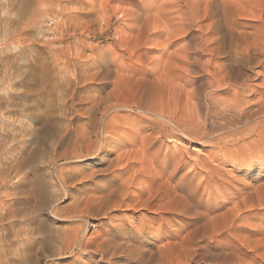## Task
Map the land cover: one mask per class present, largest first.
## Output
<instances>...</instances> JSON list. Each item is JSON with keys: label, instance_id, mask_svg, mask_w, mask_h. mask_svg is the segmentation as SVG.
Listing matches in <instances>:
<instances>
[{"label": "rangeland", "instance_id": "rangeland-1", "mask_svg": "<svg viewBox=\"0 0 264 264\" xmlns=\"http://www.w3.org/2000/svg\"><path fill=\"white\" fill-rule=\"evenodd\" d=\"M224 1L0 0V166L3 167L2 169L0 167V178H4L2 180L7 182L4 183L0 179V207L8 206L9 214L6 213L8 216L6 221L10 223L8 227V223L4 222L5 220L2 222L0 219V227L7 228L9 240H16L12 236L20 233V228L23 227L20 221L24 215L23 219L25 220L28 217L34 219L37 216L36 222H39L40 219L46 222V229H48L46 232H53L51 234L55 237L62 229L77 227L84 223L85 226L79 235L80 239L78 238L83 244L89 242L88 238L92 232L105 228L104 226H108V223H116L120 221V218L125 225L135 229L131 242L133 249L130 250H134L139 242L142 244V249H137L138 251L135 249L136 251L132 252L136 262V258L141 257V250L143 256H146V253L153 252L157 246L169 242V244H173V251L176 253H173V264H181V262L182 264H264V151L250 152L246 155L247 157L245 156L244 149L251 146L245 143L251 141L252 138L255 140L254 137L256 136L242 123L244 122L243 116L237 124H234L235 126H224L235 112L238 113L239 109L237 108H240L242 115L245 109L251 110L259 107L258 105H255L254 108L250 106L253 103L251 98L264 100V94L261 95V91L264 90V53L262 55L256 54L253 44L257 34H259L258 31L261 33L264 30V21L257 19L259 7L260 13L263 10L262 18H264V5H262L264 0H254L255 2H252L253 0H241L239 2L238 0H226L227 2L222 4ZM255 3L257 4L255 5ZM259 3L261 4L259 5ZM196 5L198 6L196 7ZM205 6L211 9L209 10ZM235 13L237 14L235 15ZM190 14L194 17H190ZM180 17H182L183 22H181ZM231 17L232 20L236 19L233 20V23ZM227 22H231L232 25L231 23L228 25ZM259 23H262V26ZM256 29L257 33L254 34ZM154 31L155 33H153ZM252 32L254 36L251 34ZM235 38L240 42L236 41ZM242 38L245 39L242 40ZM216 43L219 49L214 46ZM236 44H239V48H242L243 44L246 45H243V48L248 50L245 52L248 55H244L243 59L256 57L260 61V65H255L254 62L253 65L245 63L246 66L242 65L241 70L238 69L240 72L234 69V75H230V70L225 66L236 64L237 57H239V55L237 56L239 54L238 48L234 49ZM248 44L251 48L250 46L248 48ZM220 66H222L221 69ZM252 67L254 68L252 69ZM216 69L218 73L214 75V82L210 85L208 75L217 72ZM242 71L245 75H241ZM219 76L226 77L227 81L226 78H223L226 83H222L223 79ZM238 80H240L239 86H237ZM216 82H221V84H216ZM222 85L224 88L221 87ZM228 85V90L234 89L232 90L234 93L235 90L236 92L239 91V96L249 99L251 104L248 106L244 104V109L243 104L240 103V107H236L235 111L232 110V112L230 108H234L236 105L234 93L225 91ZM231 86L236 87L230 88ZM252 89H255V95H253ZM215 90L218 92L216 93ZM230 101L233 105L231 103L229 105ZM223 102L228 103V107ZM221 104L222 107H220ZM87 112L96 126L92 127L94 130H91L90 127L91 140H94L93 148L97 149L103 141L107 153L103 152L95 157H87L81 160H58L55 156H59L60 151L64 150L63 148L71 147V141L67 139L66 135H62V137L64 136L62 142H56L60 132H62L60 128L62 125L64 126L63 123L71 122L72 126L77 127L81 124L84 127L88 121ZM159 113L164 116L159 117ZM167 116L173 118V124L166 121ZM187 116L190 117L187 118ZM66 119L68 120L66 121ZM177 122L181 124L179 126L181 128L191 127V135L196 137L194 139L184 137L175 125ZM186 123L187 126H184ZM58 124L61 125L60 131ZM45 125L48 126L49 130L48 135L46 134L42 139L45 140L44 144L42 140L40 142L35 141V137L38 134L42 135L39 131L42 133ZM117 125L118 127H116ZM193 126L196 130L192 128ZM220 126L226 127V129ZM234 131L238 136L230 134ZM142 139L149 143L141 141ZM117 140L119 141L117 142ZM130 141L131 143H129ZM150 143H152L151 147L149 146ZM121 144L124 147L121 146L122 149L137 154L133 156L130 153L134 158L132 160H137L135 161L137 165L135 164L134 167L132 165L133 169L126 167L127 161L125 167L128 169L122 166L124 165L123 162H120L121 166L119 164V167L115 165L117 168L113 169L115 170L113 172L120 174L118 177L121 178L124 175L122 178H125L133 170L139 169L138 171H141L144 169L142 171L146 172L147 170V175H154L155 172L156 174L161 172L164 174L161 173V180L153 182L150 188L161 186V184L165 185L166 181L163 180H166L169 174L174 176L170 181V186L177 185L180 187L182 185L184 187L186 185L184 191L176 192L178 198L175 197L179 200L173 198L176 199L172 202L173 209L175 208L173 214L170 215V209L164 210V208L169 207L167 202L170 199V197L164 196L160 198L161 200L151 203V207L137 205L135 209H127L122 206L112 212L110 211L106 217L74 220L73 225H70L69 221L54 215L51 212L52 205L55 204L60 209H66L71 200L70 196L74 194L83 195L86 190L89 191V188H93L94 184L101 186L105 183L108 177H106V172L102 170L108 166L111 158L116 155L114 150H117ZM95 145L96 147H94ZM43 146L44 148H42ZM142 147L146 152H143ZM30 148L36 149L35 151L38 153L34 152L33 149L29 150ZM56 148L58 149L56 150ZM152 148H156L157 151L151 150ZM28 150L30 151L29 154ZM152 151H155L156 154L153 153L154 155H152ZM235 151L238 153L235 154ZM142 152L148 154L147 156L152 155L151 164L150 157H148L149 163L141 164L138 162L143 158ZM173 154L180 159V162H176L177 159L172 158ZM241 156H244L245 159ZM36 159L40 162H37ZM162 160L164 161L159 162ZM20 163H23L22 166ZM168 163L169 165H167ZM10 164L13 165L10 166ZM152 164L153 167H150ZM155 165L160 167L157 166V168ZM15 166L17 167L13 170ZM61 167H64L63 170L65 171H70H67V174L73 173L70 174L69 179H72L68 180L69 185L67 184L68 195H64V189L56 177ZM173 168L177 171L175 172ZM151 169L154 170L151 171ZM2 172L5 177L1 175ZM142 177L144 176L138 175L136 177L135 182L140 183L138 186L134 185L135 188L140 187L141 183V186L146 185L143 183L145 178ZM10 178L12 180H9ZM40 182L44 183V187L47 186L46 189L42 186L44 188L42 191L46 193L44 194L45 197H48L46 198L48 206L45 203L46 208L41 209L43 211L37 209L38 204H36L39 202L38 184ZM43 183L40 184L43 185ZM154 184L156 185L154 186ZM10 192L11 195L9 196ZM54 192L59 195L63 194V196L52 203V200L55 199L52 195ZM182 192L188 196L191 194L193 198H185L186 196ZM182 195L188 202L182 198ZM144 198L140 203L144 201ZM26 199L27 201H25ZM202 202H206V204L208 202L209 205L205 204L204 206ZM179 204L182 205L176 207ZM202 205L203 207H201ZM207 207L209 210L206 209ZM173 209L171 210L173 211ZM234 211L237 212L236 215ZM11 212H15L18 216ZM199 212H201V217L198 218L197 213ZM229 212L234 216H231L232 214L230 215ZM206 213L209 216L206 217ZM27 215L29 216L27 217ZM18 218L20 219L18 220ZM135 227L142 229L140 235ZM10 230L12 231L9 233ZM10 234L12 235L10 236ZM158 235L162 237L161 241L157 238L160 237ZM43 236L44 234H40V237ZM58 245L57 240L51 243L54 248ZM91 247L93 246L87 248H90V251L86 249L87 252H85L76 246L72 248L70 253H67L68 256L55 257L48 261L51 264H72L73 261H75L73 264H110L106 260L100 259ZM43 253L40 250L36 254L39 256V264H46L47 262V258L42 256ZM153 256L151 264L156 262L154 258L156 259L157 256ZM114 261L113 264H134V262L130 263L124 258L114 259ZM20 264L28 263L23 261Z\"/></svg>", "mask_w": 264, "mask_h": 264}, {"label": "bare ground", "instance_id": "bare-ground-1", "mask_svg": "<svg viewBox=\"0 0 264 264\" xmlns=\"http://www.w3.org/2000/svg\"><path fill=\"white\" fill-rule=\"evenodd\" d=\"M223 1V0H222ZM226 1V0H225ZM222 2V4L223 3H226V2ZM239 1H241V0H238V2ZM229 2V1H228ZM235 2V1H234ZM252 2H255L254 0L252 1ZM259 2H261V1H259ZM235 3H237V1L235 2ZM250 3V2H249ZM192 4V3H191ZM220 4V3H219ZM230 4V3H229ZM228 4V5H229ZM246 4H247V2H246ZM257 3H255V5H256ZM261 3H259V5H260ZM190 5V4H189ZM218 5V4H217ZM225 5H227V4H225ZM236 5V4H235ZM234 5V6H235ZM262 5H264L263 3H262ZM198 5H196V7H197ZM206 6H207V4H206ZM205 6V7H206ZM208 6H209V4H208ZM237 6V5H236ZM250 6H251V4H250ZM258 6V5H257ZM190 7V6H189ZM220 7H221V5H220ZM228 8H230L229 6H227ZM226 7V8H227ZM179 8V7H178ZM193 8V7H192ZM206 8H208V7H206ZM225 8V7H224ZM255 8H256V6H255ZM263 8H264V6H263ZM209 9V8H208ZM211 9V8H210ZM209 9V10H210ZM220 9V8H219ZM262 9V8H261ZM206 10V9H205ZM215 10V9H214ZM221 10H222V8H221ZM225 11H226V9H224ZM224 10H223V13H224ZM228 10V9H227ZM234 10H237V9H234ZM257 10V9H256ZM187 11V10H186ZM186 11H185V13H186ZM188 11H190V10H188ZM197 11V10H196ZM195 11V12H196ZM208 11V10H207ZM229 11V10H228ZM227 11V12H228ZM231 11V10H230ZM241 11V10H240ZM260 7H259V9L257 10V19H258V21H264V18H262V16H263V10H262V12L260 13ZM198 12V11H197ZM226 12V13H227ZM184 12H183V15L185 14ZM206 13V12H205ZM219 13V12H218ZM220 13H222V12H220ZM232 13V12H231ZM238 13V12H237ZM237 13H235V15L237 14ZM187 14H188V16H189V13L187 12ZM186 14V15H187ZM197 14V13H196ZM228 14V13H227ZM241 14V13H240ZM243 15H244V13H242ZM180 15H182V14H180ZM182 15V16H183ZM211 15V14H210ZM217 15V14H216ZM216 15H214V16H216ZM224 15V14H223ZM233 15V14H232ZM254 15H255V12H254ZM187 16V17H188ZM222 16V15H221ZM221 16H219V17H221ZM228 16H229V14H228ZM187 17H185V18H187ZM190 17H194V16H191V14H190ZM213 17V16H212ZM252 17H254V16H252ZM182 17H180V20H181V22H183V20L181 19ZM185 18H183L184 20H185ZM189 18V17H188ZM217 18V17H216ZM224 18V17H223ZM191 19V18H190ZM189 20V19H188ZM188 20H187V22H188ZM193 20V19H192ZM217 20V19H216ZM224 20V22H225V19H223ZM223 20H222V22H223ZM231 20H232V17H231ZM233 20H236L235 18L233 19ZM233 20H232V23H233ZM186 22V23H187ZM189 23V22H188ZM228 23V25L231 23H229V22H227ZM232 23H231V25H232ZM219 24V23H218ZM260 24V23H259ZM262 24V23H261ZM260 24V25H261ZM264 24V23H263ZM158 25V24H157ZM227 25V24H226ZM218 26V25H217ZM262 26V25H261ZM216 27V26H215ZM226 27V26H225ZM257 28H259V27H257ZM160 29V28H159ZM215 29V28H214ZM219 29V28H218ZM221 29V28H220ZM264 29V28H263ZM217 30V29H216ZM157 32V31H156ZM161 32V31H160ZM235 32V31H234ZM152 33V32H151ZM153 33H155V31L153 32ZM212 33H213V31H212ZM216 33H218V32H216ZM238 33H239V31H238ZM257 33V29H256V32L254 33V34H256ZM258 33L259 34H257V37H256V39H254L255 41H253L254 43V50H255V52H256V54H258V55H262V53H264V30L263 31H261V33H260V31H258ZM157 34V33H156ZM245 34V33H244ZM244 34H243V37H244ZM253 36H254V34H253V32L251 33ZM239 35V34H238ZM237 35V36H238ZM240 35H241V33H240ZM248 35V34H247ZM236 36V37H237ZM232 38V37H231ZM230 38V39H231ZM241 38V37H240ZM239 38V39H240ZM254 38V37H253ZM236 39V41H238L237 40V38H235ZM245 39V38H244ZM243 38H242V40H244ZM251 39V38H250ZM247 40H248V38H247ZM253 40V39H252ZM164 41V40H163ZM218 41V40H217ZM219 42V41H218ZM233 42H235V41H233ZM232 42V43H233ZM238 42H240V41H238ZM246 42V41H245ZM244 42V43H245ZM249 42V41H248ZM213 43V42H212ZM215 43V42H214ZM220 43V42H219ZM235 43H237V42H235ZM234 44V43H233ZM247 44V43H246ZM210 45V44H209ZM212 45V44H211ZM216 45H217V43H216ZM216 45H214L215 47H217L218 48V45L216 46ZM222 45V44H221ZM224 45V44H223ZM242 45V44H241ZM244 45V44H243ZM242 45V48H239L240 46H239V44H236V48H234V49H237L238 48V53L239 54H237V56L239 55V57H237V60H236V64L235 65H231V64H229V65H227V66H225V67H227L229 70H230V75H234V73H233V71H234V69H235V71H236V69L238 70V69H240V67H242V65H245L246 66V64L245 63H247V64H252L253 62H254V64L255 65H258L259 63H260V61L259 60H257V58L255 57H251V58H246V59H243L242 57L244 56V55H248L247 53L245 54V52L246 51H248V50H245V48H243L244 46H246V45H244L243 46ZM250 45H251V42H250ZM249 44H248V48H249V46H250ZM202 46V45H201ZM200 46V47H201ZM205 47V46H204ZM210 47V46H209ZM230 47H231V45H230ZM196 48V47H195ZM194 48V49H195ZM199 48V47H198ZM206 48V47H205ZM247 48V47H246ZM247 48V49H248ZM250 48H251V46H250ZM210 49V48H209ZM208 49V50H209ZM216 49V48H215ZM219 49V48H218ZM253 49V48H252ZM252 49H251V51H252ZM211 50V49H210ZM217 50V49H216ZM233 50V49H232ZM250 50V49H249ZM202 51V50H201ZM230 51H231V49H230ZM229 51V52H230ZM234 51V50H233ZM197 52V51H196ZM199 52V51H198ZM206 52H207V49H206ZM212 52H213V48H212ZM215 52V51H214ZM236 52V51H235ZM233 53V52H232ZM210 54H212V53H210ZM231 54V53H230ZM234 54V53H233ZM252 55L254 54V53H251ZM228 55V54H227ZM235 55V54H234ZM264 55V54H263ZM211 56V55H210ZM229 56V55H228ZM249 56H250V54H249ZM166 57V56H165ZM245 57V56H244ZM234 58H235V56H234ZM239 58V59H238ZM111 60V59H110ZM229 60V59H228ZM193 63V62H192ZM191 63V64H192ZM226 64V63H225ZM221 65V64H220ZM224 65V64H223ZM222 65V66H223ZM253 65V64H252ZM254 65V66H255ZM260 65V64H259ZM206 66V65H205ZM222 66H220V69H221V67ZM248 66H250V65H248ZM215 67H218V66H215ZM256 67V66H255ZM198 68V67H197ZM245 68V67H244ZM254 67H252V69H253ZM198 69H200V68H198ZM205 69V68H204ZM218 69V68H217ZM216 69V70H217ZM202 70V69H201ZM200 70V71H201ZM214 70H215V68H214ZM219 70V69H218ZM218 70H217V72H212V73H210L209 75H208V73H207V75L209 76V78H210V81L208 82L210 85H212L213 84V82H214V75L215 74H217L218 73ZM241 70V69H240ZM97 71V70H96ZM239 71V70H238ZM240 72V71H239ZM243 72V71H242ZM241 72V73H242ZM224 74H226L225 72H223ZM223 74V75H224ZM237 74V73H236ZM235 74V75H236ZM220 75V74H219ZM241 75H245V73L243 72ZM208 76L206 77L207 79H208ZM222 76V75H221ZM221 76H219L220 78H222ZM238 76H240L239 74H238ZM238 76H237V78H238ZM195 77V76H194ZM224 78V77H223ZM222 78V79H223ZM226 78V77H225ZM224 78V79H225ZM231 78V77H230ZM232 78H233V76H232ZM236 77H235V79H237ZM240 78H242V77H240ZM163 79V78H162ZM218 79V78H217ZM221 79V80H222ZM219 80V81H221L222 83L225 81V80ZM244 79V78H243ZM229 80V79H228ZM233 80V79H232ZM242 80V79H241ZM245 80H248V79H246L245 78ZM156 81V80H155ZM216 81H218V80H216ZM226 81H227V78H226ZM239 81L240 80H238V85L237 86H239ZM221 82L220 83H218V82H216V84H221ZM234 82H235V80H234ZM224 83H226V82H224ZM231 83V82H230ZM233 83V82H232ZM241 83V82H240ZM207 84V83H206ZM215 84V85H216ZM228 84V83H227ZM237 84V83H236ZM247 84V83H246ZM226 85V84H225ZM235 85V84H234ZM233 85V86H234ZM245 85V84H244ZM209 86V85H208ZM224 85H222L221 87H223ZM233 86H231L230 88H232ZM248 86V85H247ZM215 87V86H214ZM214 87H213V89H214ZM236 87V86H235ZM235 87H233V88H235ZM249 87H251V86H249ZM219 88H220V85H219ZM218 88V89H219ZM224 88V87H223ZM228 88H229V85H228V87L227 88H225V91H229V92H231L232 90H234V89H232L231 91L230 90H228ZM244 88H246V87H244ZM263 88H264V86H263ZM241 89V88H240ZM247 89V88H246ZM249 89V88H248ZM212 90V89H211ZM253 90V89H252ZM255 90V89H254ZM254 90L252 91V93L254 92ZM259 90V89H258ZM219 91H221V90H219ZM245 91V90H244ZM125 92V91H124ZM213 92V91H212ZM215 92H216V90H215ZM214 92V93H215ZM218 92V91H217ZM216 92V93H217ZM233 93H234V91H232ZM231 92V93H232ZM239 91H237L236 92V90H235V93H234V103H235V107L234 108H230V110L232 111V110H234L235 111V109H236V107H240V103H242L243 104V108L245 109V105L247 104V106H248V104L250 105L251 103V101L249 100V99H245V97L243 96V97H241V96H239V93H238ZM248 92V91H247ZM210 93V92H209ZM224 93V92H223ZM226 93V92H225ZM232 93V94H233ZM211 94V93H210ZM209 94V95H210ZM247 94V93H246ZM263 94H264V90H262L261 91V95L263 96ZM94 95V94H93ZM241 95H243L242 93H241ZM253 95H255V92H254V94ZM258 95V94H257ZM91 96V95H90ZM231 98H233V97H231ZM230 98V99H231ZM251 98V97H250ZM258 97L256 96V99H257ZM259 98H261V97H259ZM205 99V98H204ZM60 100V99H59ZM233 100V99H232ZM251 100L253 101V103L250 105V106H253V108L255 107V105H258L259 107L258 108H256V109H251V110H248V109H245V111H244V113L241 115V111H240V108H237V109H239L238 110V113H236L235 112V114L234 115H232V117H230V119L228 120V122H227V124L226 125H224V126H228V125H233V126H235L234 124H237V122H239L238 120L241 118V116H243L244 118V122H242V123H244L245 125H246V127H247V129L249 130V131H252L253 132V134H254V136H256V137H254L255 138V140L252 138V140L251 141H249L248 143H245L246 145L248 144V145H251V146H249V148L247 149V147H246V149H244L245 150V152H246V154H245V156L248 154V153H250V152H254V151H259V150H262V151H264V100L263 99H257V100H254V99H252L251 98ZM209 102H211V101H209ZM213 102V101H212ZM224 103V105H226L227 106V104H225V102H223ZM230 103H231V101L229 102V105H230ZM71 104V103H70ZM74 104V103H73ZM214 104V103H213ZM219 104V103H218ZM232 105H233V103H231ZM238 104H239V106H238ZM245 104V105H244ZM231 105V106H232ZM210 106V105H209ZM213 106V105H212ZM215 106V105H214ZM213 106V107H214ZM218 106V105H217ZM226 106H224V107H226ZM220 107H222V104L220 105ZM219 107V108H220ZM228 107V106H227ZM219 108H217V109H219ZM246 108H248V107H246ZM250 108V107H249ZM252 108V107H251ZM92 109V108H91ZM211 109V108H210ZM225 109V108H224ZM208 110V109H207ZM212 110V109H211ZM221 110V109H220ZM219 110V111H220ZM229 109H228V111H230ZM92 111V110H91ZM139 111V110H138ZM214 111V110H213ZM216 111V110H215ZM85 112H86V110H85ZM217 112V111H216ZM221 112V111H220ZM222 112H225V111H222ZM233 112V111H232ZM241 112V113H240ZM89 113H90V111H89ZM218 113V112H217ZM160 114V116L159 117H163L164 115L163 114H161V113H159ZM188 114V113H187ZM187 114H185V115H187ZM210 114V113H209ZM213 114V113H212ZM216 114V113H215ZM214 114V115H215ZM224 114H228V113H224ZM223 114V115H224ZM190 115V114H189ZM87 116H88V112H87ZM92 116V115H91ZM184 116V115H183ZM225 116V115H224ZM7 117V116H6ZM190 117V116H189ZM188 116H187V118H189ZM81 118V117H80ZM165 118V117H164ZM179 119H180V117H178ZM181 118H183V117H181ZM226 118H227V116H226ZM54 119V118H53ZM74 119V118H73ZM76 119V118H75ZM78 119H79V117H78ZM173 119V118H172ZM172 119H171V117H169V116H167V120L166 121H168V122H170L171 124H173L172 122L174 121H172ZM47 120V119H46ZM68 119H66V121H67ZM87 122L84 124L85 126L83 127V126H81V124L80 123H78V124H80V125H78L79 126V128H78V126L77 127H75V126H72L71 125V122H65V123H63L64 124V126L62 125V127L60 128V124H58L59 125V127H58V130H59V128H60V130L62 131V132H60L61 134H59V136H58V138L56 139L55 137V139H56V142L57 143H60V142H62L63 140H64V136L62 137V135H66L67 136V139L68 140H70L71 141V147H69V148H63L64 150L61 152L60 151V153H59V156H55V158L57 157L58 158V160H72V159H74V160H81V159H83V158H87V157H95V156H97L98 154H100V153H103V152H106L107 153V149L104 147V142L103 141H101V143H100V146L99 147H97V149H94L93 148V144H94V140H91V137L92 136H90V134H91V130H94V128H92L93 126H95V123L93 122V120H92V117H90V116H88L87 117ZM165 120V119H164ZM176 120V119H175ZM178 120V119H177ZM183 120V119H182ZM182 120H180V121H182ZM242 120V119H241ZM187 121V120H186ZM50 122V121H49ZM85 122V121H84ZM96 122V121H95ZM176 122V121H175ZM191 122V121H190ZM241 122V121H240ZM48 123V122H47ZM47 123H45V124H47ZM52 123V122H51ZM82 123V122H81ZM133 123V122H132ZM49 125H50V123H48ZM76 124V123H75ZM183 124V123H182ZM190 124V123H189ZM188 124V125H189ZM193 124V123H192ZM52 125V124H51ZM54 125V124H53ZM74 125V124H73ZM87 125H88V127H87ZM116 125V124H115ZM175 125L180 129V132H181V134L184 136V137H189V138H195L196 136L195 135H191V127L189 128H187V127H183V128H181V127H179L181 124H178V122L177 123H175ZM43 126V125H42ZM80 126H81V128H80ZM184 126H187V123H186V125H184ZM192 126V125H191ZM223 126V125H222ZM230 126V127H231ZM237 126V125H236ZM53 127V126H52ZM92 129H91V128ZM96 127V126H95ZM116 127H118V125L116 126ZM221 127V126H220ZM229 127V126H228ZM193 129H195L194 128V126L192 127ZM221 128H224V129H226V127H221ZM237 128V127H236ZM40 129V128H39ZM91 129V130H90ZM104 129V128H103ZM229 129V128H228ZM232 129V128H231ZM244 129V128H243ZM41 130V129H40ZM48 130H49V128H48V126L47 125H45L44 127H43V129H42V133H41V131H39L40 132V134H42L41 136L38 134L37 135V137H35L36 138V140L35 141H37V142H40L44 137H45V135L48 133ZM51 130V129H50ZM59 130V131H60ZM196 130V129H195ZM219 130V129H218ZM222 130V129H221ZM236 130V129H235ZM245 130H246V128H245ZM38 131V130H37ZM58 131V132H59ZM237 131V130H236ZM241 131H242V129H241ZM38 132V133H39ZM52 132V131H51ZM50 132V133H51ZM57 132V131H56ZM96 132V131H95ZM94 132V133H95ZM112 132H113V130H112ZM115 132H117V131H115ZM223 132V131H222ZM35 133H37L36 131H35ZM49 133V134H50ZM53 133V132H52ZM55 133V132H54ZM118 133V132H117ZM116 133V134H117ZM235 133V134H234ZM238 133V132H237ZM240 133H242L243 134V132H240ZM245 133V132H244ZM44 134V135H43ZM114 134V133H113ZM230 134H233V135H237L236 134V132L234 131L233 133H231L230 132ZM48 135V134H47ZM126 135V134H125ZM50 136V135H49ZM52 136V135H51ZM50 136V137H51ZM117 136H118V134H117ZM230 136V135H229ZM228 136V137H229ZM238 136V135H237ZM110 137V136H109ZM113 137V136H112ZM116 137V136H115ZM135 137H136V135H135ZM163 137V136H162ZM246 137V136H245ZM40 138V139H39ZM54 138H53V140H54ZM66 138V137H65ZM107 138V137H106ZM111 138V137H110ZM133 139H134V137H132ZM156 138V137H155ZM230 138V137H229ZM66 139V140H67ZM109 139V138H108ZM118 139V138H117ZM135 139H137V138H135ZM209 139V138H208ZM231 139V138H230ZM52 140V141H53ZM123 140V139H122ZM128 140H130V139H128ZM109 141V140H108ZM110 141H112V140H110ZM115 141H116V139H115ZM119 140H117V142H118ZM131 141H132V139H131ZM131 141L129 142V143H131ZM141 141H145V143H149V142H146V140H141ZM159 141V140H158ZM219 141H221V140H219ZM254 141H256V142H254ZM36 142V143H37ZM42 142H44V144H45V140L43 141L42 140ZM41 142V143H42ZM65 142V141H64ZM63 142V143H64ZM116 142V143H117ZM121 142V141H120ZM125 142V141H124ZM134 142V141H133ZM136 142V141H135ZM152 142H154V141H152ZM157 142V141H156ZM155 142V143H156ZM32 143V142H31ZM67 143V142H66ZM70 143V142H69ZM106 143H107V141H106ZM105 143V144H106ZM110 143V142H109ZM115 143V142H114ZM126 143V142H125ZM144 143V142H143ZM47 144V143H46ZM123 144V143H122ZM122 144L119 146V148H117V150H114L115 151V153L114 154H116L115 156H113V158H111V160H110V163L108 164V166L104 169V170H102V171H104V172H106V174H107V176L106 177H108L107 179H106V181H105V183H103L101 186L100 185H96V184H94V186H93V188H89V191H87L86 190V192H84V194L83 195H76V194H72L73 196H70L71 197V200H70V202L68 203V207H66V209H60L57 205H52L51 206V212L54 214V215H56L57 217H59V218H62V219H65L66 221H69L70 222V225H73L74 223H73V221L74 220H87L88 218H97V217H106L108 214H109V212L111 211H113L114 209H116V208H121L122 206H123V208H129V209H135L136 207H137V205H140V206H142V207H151V203H153L154 201H159V199L160 198H163L164 196H166V198L167 197H170V199H168L169 200V202H167L168 204H169V207L168 208H164V210H167V209H170L169 210V212H170V215H172L173 214V212L175 211L174 209H173V206H172V202H174L173 200H176L178 197V195L176 196V192H178V191H184L183 189L185 188V186L184 187H182V185L179 187H177V185L176 186H174V185H172V186H170L171 185V179L174 177V176H172L173 174H169L168 176H167V179L166 180H163V181H166L165 183L167 184H165V185H162L161 184V186H158V187H151L150 188V185L151 184H153V182H157L159 179L161 180V173H157L156 174V172L154 173V175H147L146 174V172H147V170H146V172H143L144 171V169H141V171H138L139 169H136V170H133V172H130V175L128 176V177H125V178H122V176H124V175H122L121 176V178L120 177H118V175H120V174H114V172H115V170H113V169H115V168H117V166L115 167V165H118V167H119V164H120V162H123V164L124 165H122V166H124L125 167V162L127 161V163H126V167H131L132 165H133V167L135 166V164L137 165V162H135V161H137V160H135V161H133L134 160V158H132V155L134 156L136 153L135 152H131L130 151V153H132V155L129 153V151H127V150H124V149H122V148H124L123 146H122ZM151 144L152 143H150V147H151ZM10 145V144H9ZM61 145V144H60ZM146 145V144H145ZM153 145H154V143H153ZM226 145V144H225ZM34 146V145H33ZM38 146V145H37ZM40 146V145H39ZM45 146V145H44ZM44 146L42 147V148H44ZM53 146V145H52ZM55 146H58V145H55ZM63 146H65V145H63ZM108 146H110V145H108ZM121 146H122V148H121ZM147 146V145H146ZM25 147V146H24ZM54 147V146H53ZM66 147V146H65ZM94 147H96V145L94 146ZM145 147V146H144ZM225 147V146H224ZM227 147V146H226ZM240 147V146H239ZM245 147V146H244ZM243 147V148H244ZM26 148V147H25ZM34 148V147H33ZM32 148V149H33ZM37 148V147H36ZM58 148H60V147H58ZM58 148H56V150L58 149ZM116 148V147H115ZM114 148V149H115ZM149 148V147H148ZM160 148V147H159ZM242 148V149H243ZM21 149V148H20ZM28 149V148H27ZM26 149V150H27ZM31 148L29 149V150H32ZM41 149V148H40ZM48 149V148H47ZM62 149V148H61ZM142 149H143V152L145 151L144 150V148L142 147ZM141 149V150H142ZM157 149H158V147H157ZM157 149L155 148V149H151V150H155V151H157ZM234 149H236V148H234ZM25 150V149H24ZM28 150V154H29V151ZM34 150V149H33ZM36 150V149H35ZM34 150V152H36ZM44 150H46V149H44ZM237 150H238V148H237ZM21 151H23L22 149H21ZM39 151V150H38ZM53 151H55L54 149H53ZM113 151V150H112ZM116 151H117V153H116ZM155 151L153 152H151V154L152 155H154V154H156L155 153ZM261 151V152H262ZM41 152H43L42 151V149H41ZM111 152V151H110ZM142 152V153H143ZM146 152V151H145ZM160 152V151H159ZM223 152V151H222ZM224 152L226 153V150H224ZM236 152L237 151H235L234 153L236 154ZM239 152H240V150H239ZM242 152H244V151H242ZM22 153H24V152H22ZM36 153H38V152H36ZM46 153V152H45ZM134 153V154H133ZM142 153H141V155H142ZM154 153V154H153ZM238 153V152H237ZM258 153V152H257ZM263 153V152H262ZM27 154V153H26ZM26 154H25V156H26ZM31 154V153H30ZM33 154H35V153H33ZM91 154V155H90ZM111 154V153H110ZM138 154H139V152H138ZM150 154V155H151ZM158 154H160V153H158ZM241 154V153H240ZM40 155V154H39ZM43 155H44V153H43ZM42 155V156H43ZM105 155V154H104ZM109 155V154H108ZM137 155V154H136ZM148 155V154H147ZM146 155V153H143V158L141 159V161L140 160H138V162L139 163H141V164H143V163H149L148 162V157H150V164H151V156H147ZM264 155V154H263ZM27 156H29V155H27ZM33 156V155H32ZM102 156V155H101ZM166 156V155H165ZM170 156H172V155H170ZM238 156V155H237ZM240 156V155H239ZM249 156V155H248ZM259 156V155H258ZM24 157V156H23ZM30 157V156H29ZM45 157V156H44ZM138 157V156H137ZM142 157V156H141ZM155 157H156V155H155ZM154 157V159H156ZM158 157H159V155H158ZM166 157H169V156H166ZM217 157V156H216ZM236 157V156H235ZM241 157H243L244 158V156H241ZM241 157H239V158H241ZM247 157V156H246ZM261 157H263V156H261ZM136 158V157H135ZM147 158V159H146ZM171 158V157H170ZM173 159H175L176 158V156L173 154V157H172ZM238 158V157H237ZM236 158V159H237ZM13 159V158H12ZM11 159V160H12ZM22 160H23V158H21ZM20 159V160H21ZM28 159V158H27ZM41 159V158H40ZM133 159V160H132ZM138 159V158H137ZM153 159V158H152ZM177 159V160H176ZM175 160H176V162H180V159L179 158H176ZM182 159H183V157H182ZM216 159V158H215ZM242 159V158H241ZM245 159V158H244ZM247 159V158H246ZM249 159V158H248ZM5 160V159H4ZM25 160V159H24ZM29 160V159H28ZM27 160V161H28ZM55 160V159H54ZM125 160V161H124ZM130 160H132V162H130ZM158 160V159H157ZM166 160V159H165ZM168 160V159H167ZM166 160V161H167ZM175 160H172V161H175ZM14 161V160H13ZM30 161V160H29ZM36 161H37V159H36ZM39 161V160H38ZM37 161V162H38ZM109 161V160H108ZM156 161V160H155ZM164 160H162V161H159V162H163ZM183 161V160H182ZM199 161V160H198ZM5 162V161H4ZM7 162V161H6ZM12 162V161H11ZM17 162V161H16ZM21 162V161H20ZM40 162V161H39ZM57 162V161H56ZM175 162V163H176ZM13 163V162H12ZM24 163H27V162H24ZM153 163V162H152ZM157 163V162H156ZM165 163V162H164ZM164 163H161V164H164ZM171 163V162H170ZM182 163V162H181ZM196 163V162H195ZM198 163V162H197ZM196 163V164H197ZM2 164V163H1ZM3 164H5V163H3ZM18 164V163H17ZM21 164V163H20ZM23 164V163H22ZM22 164H21V166H22ZM155 164V163H154ZM160 164V163H159ZM173 164H174V162H173ZM184 164V163H183ZM13 165V164H12ZM11 164H10V166H12ZM16 165V164H15ZM29 165V164H28ZM37 165V164H36ZM145 165V164H144ZM147 165V164H146ZM149 165V164H148ZM167 165H169V163L167 164ZM172 165V164H171ZM176 165V164H175ZM179 165V164H178ZM199 165V164H198ZM20 166V165H19ZM19 166H18V168H19ZM26 166V165H25ZM33 166H34V163H33ZM120 166H121V164H120ZM156 166V165H155ZM158 166V165H157ZM156 166V167H157ZM162 167H164L163 165H161ZM174 166V165H173ZM173 166H170V167H173ZM196 166V165H195ZM1 167V166H0ZM17 166H15L14 168H13V170L16 168ZM24 167V166H23ZM22 167V168H23ZM28 167V166H27ZM36 167V166H35ZM34 167V168H35ZM114 167V168H113ZM125 167V169H128V168H126ZM133 167H131L132 169H133ZM150 167H153V164H152V166L150 165ZM158 167H160V166H158ZM157 167V168H158ZM161 167V168H162ZM169 167V166H168ZM175 167V166H174ZM177 167H179V166H177ZM181 167V166H180ZM3 167H1V169H2ZM8 168H9V165H8ZM11 168V167H10ZM21 168V169H22ZM30 168V167H29ZM32 168V167H31ZM63 168L64 167H61L58 171L59 172H57V180H58V182H60V184H61V186L63 187V191L65 192V194L64 195H68V193L69 192H67L68 191V189H67V186L69 185L68 184V180H71V179H69L70 178V176L73 174V173H69V174H67V171H65V170H63ZM165 168V167H164ZM167 168V167H166ZM216 168V167H215ZM6 169H7V166H6ZM65 169V168H64ZM131 169V170H132ZM171 169V168H170ZM174 169V168H173ZM180 169V168H179ZM217 169V168H216ZM11 170V169H10ZM18 170V169H17ZM23 170V169H22ZM143 170V171H142ZM148 170H150V169H148ZM154 169H151V171H153ZM156 170V169H155ZM159 170H161V169H159ZM162 170H163V168H162ZM3 171V170H2ZM6 171V170H5ZM16 171V170H15ZM20 171V170H19ZM25 171V170H24ZM114 171V172H113ZM121 171V170H120ZM119 171V172H120ZM150 171V172H151ZM166 171H167V169H166ZM174 171H175V169H174ZM177 171V170H176ZM175 171V172H176ZM4 172V171H3ZM3 172H2V174L1 175H3ZM7 172H8V169H7ZM14 172V171H13ZM18 172V171H17ZM68 172H70V171H68ZM117 172H118V170H117ZM126 172V171H125ZM129 172V171H128ZM149 172V171H148ZM173 172V171H172ZM215 172V171H214ZM1 173V172H0ZM11 173V172H10ZM16 173V172H15ZM21 173V172H20ZM127 173V172H126ZM125 173V174H126ZM145 173V174H144ZM153 173V172H152ZM19 174V173H18ZM71 174V175H70ZM121 174H123V172H121ZM151 174V173H150ZM163 174V173H162ZM175 174V173H174ZM11 175H12V173H11ZM15 175V174H14ZM117 175V176H116ZM138 175H141V176H144V177H142V178H145L144 180L143 179H141V180H143V183H146V185L144 184V186H141V184H140V187H138V188H135L134 187V185H137L138 186V184L140 183V182H135V179H136V177L138 176ZM164 175V174H163ZM184 175V174H183ZM4 176V175H3ZM127 176V175H126ZM5 177V176H4ZM11 177V176H10ZM84 177H86V176H84ZM91 177V179H92V176H90ZM89 177V178H90ZM182 177V176H181ZM180 177V178H181ZM7 178V177H6ZM5 178V180H7ZM12 178V177H11ZM9 179V180H12V179ZM41 178V177H40ZM164 178V177H163ZM166 178V177H165ZM1 180L2 179H4V178H0ZM16 179V178H15ZM43 179V178H42ZM21 180V179H20ZM23 180H25V179H23ZM85 180V179H84ZM3 182H4V180H2ZM1 181V182H2ZM8 181V180H7ZM34 181H38V180H34ZM42 181V180H41ZM83 181V180H82ZM93 181V180H92ZM139 181V180H138ZM25 182V181H24ZM89 182V181H88ZM113 182H115V183H113ZM142 182V181H141ZM162 182V181H161ZM4 183H7V182H4ZM35 183V182H34ZM34 183H33V185H34ZM40 183H43V182H40ZM38 184V189H39V202L38 203H36V204H38L37 205V209H43L45 206V203H46V198H48V197H45V195L44 194H46V193H44L43 191H42V189H44L45 187H47L46 185H45V187H44V183H43V185L42 184ZM70 183H73L72 181H70ZM82 183V182H81ZM137 183V184H136ZM160 183V182H159ZM1 184V183H0ZM16 184V183H15ZM68 184V185H67ZM80 184V183H79ZM200 184V183H199ZM72 185V184H71ZM156 184H154V186H155ZM187 185H189L188 183H187ZM4 186V185H3ZM2 186V187H3ZM7 186H8V184H7ZM11 185H9V187H10ZM36 186V185H35ZM42 186L44 187V188H42ZM8 187V188H9ZM16 187V186H15ZM5 188V187H4ZM11 188V187H10ZM35 188V187H34ZM72 188V187H71ZM134 188V189H133ZM46 189V188H45ZM87 189V188H86ZM5 190V189H4ZM73 190V189H72ZM14 191H15V189H14ZM14 191H13V193H14ZM24 191V190H23ZM45 191V190H44ZM74 191H75V189H74ZM73 191V192H74ZM203 191V190H202ZM16 192V191H15ZM26 192V191H25ZM34 192V191H33ZM38 192V191H37ZM47 192V191H46ZM188 192V191H187ZM196 192V191H195ZM204 192V191H203ZM7 193H8V191H7ZM12 193V194H13ZM24 193V192H23ZM48 193V192H47ZM182 193H184V192H182ZM188 193H190V191L188 192ZM193 193V192H192ZM16 194V193H15ZM18 194V193H17ZM173 194H175V195H173ZM178 194V193H177ZM11 195V192H10V194H9V196ZM50 195V194H49ZM53 195V197L55 198L54 200H52V203H54V202H56L57 200H59L60 198H61V196H63V194H58V193H53L52 194ZM71 195V194H70ZM173 195V196H172ZM193 195H195V194H193ZM197 195V194H196ZM13 196H14V194H13ZM17 196V195H16ZM34 196V195H33ZM37 196V195H36ZM47 196V195H46ZM51 196V195H50ZM177 198H176V197ZM180 196V195H179ZM184 196H186L185 198H187V197H191V194H190V196H188L187 194H185L184 193ZM6 197H8V196H6ZM68 197V196H67ZM143 197H145L144 198V201L142 202V203H140L141 201H142V198ZM176 198V199H173V198ZM37 198V197H36ZM51 198V197H50ZM182 198H183V195H182ZM181 198V200H183ZM191 198H193V197H191ZM194 198H195V196H194ZM165 199V198H164ZM164 199H162V200H164ZM190 199V198H189ZM16 200V199H15ZM48 200V199H47ZM50 200V199H49ZM161 200V199H160ZM177 200H179V199H177ZM185 201H186V199H184ZM225 200V199H224ZM25 201H27V199L25 200ZM190 201H191V199H190ZM193 201H195V200H193ZM220 201V200H219ZM221 201H223V200H221ZM18 203H20L19 201H17ZM22 202V201H21ZM24 202V201H23ZM59 202V201H58ZM177 203H178V201H176ZM186 202H188V201H186ZM196 203H197V201H195ZM212 202V201H211ZM211 202H209V203H211ZM1 203V202H0ZM8 203V202H7ZM16 203V202H15ZM35 203V202H34ZM177 203H175V204H177ZM179 203H181V202H179ZM183 203V202H182ZM185 203V202H184ZM193 203V202H192ZM201 203V202H200ZM204 202H202V204H203ZM213 203V202H212ZM236 203V202H235ZM9 204V203H8ZM32 204V203H31ZM165 204V203H164ZM197 204H199V203H197ZM205 204H206V202L204 203V206H205ZM207 204H208V202H207ZM206 204V205H207ZM216 204H217V202H216ZM221 204H223V203H221ZM12 205V204H11ZM35 205V204H34ZM46 205H47V203H46ZM163 205V204H162ZM162 205H159L160 207L162 206ZM182 205V204H181ZM180 204L179 205H176V207L177 206H181ZM193 205V204H192ZM209 205V204H208ZM211 205V204H210ZM6 206V205H5ZM4 205L3 206H1L0 207V219H1V221L3 222L4 220V222H7L6 221V217H8V216H6V213H7V215L9 214V212H8V206H6L5 207ZM9 206H10V204H9ZM26 206V205H25ZM29 206V205H28ZM48 206V205H47ZM194 206V205H193ZM196 206V205H195ZM219 206V205H218ZM17 207V206H16ZM15 207V208H16ZM27 207V206H26ZM29 207H31V206H29ZM201 207H203V205L201 206ZM213 207V206H212ZM222 207V206H221ZM220 207V208H221ZM19 209H20V207H18ZM23 208V207H22ZM25 208V207H24ZM32 208V207H31ZM34 208V207H33ZM46 208V207H45ZM193 208H195V207H193ZM209 208H210V206H209ZM35 209V208H34ZM161 209H163V208H161ZM171 209H173V211L171 210ZM197 209V208H196ZM201 209V208H200ZM203 209V208H202ZM206 209H208V207L206 208ZM206 209H204V210H206ZM212 209V208H211ZM216 209V208H215ZM235 209V208H234ZM27 210V209H26ZM192 210V209H191ZM209 210V209H208ZM11 211V210H10ZM12 211H14V210H12ZM16 211H17V209H16ZM24 211H25V209H24ZM39 211V210H38ZM41 211H43V210H41ZM197 211H198V209H197ZM196 211V212H197ZM19 212H20V210H19ZM28 212H29V210H28ZM31 212H32V210H31ZM207 212V211H206ZM214 212V211H213ZM234 212H236V211H234ZM233 212V213H234ZM12 213V212H11ZM18 213V212H17ZM35 213V212H34ZM36 213H37V210H36ZM39 213V212H38ZM193 213H195V212H193ZM201 212H199V213H197L198 214V218H199V216L201 217V214H200ZM210 213V212H209ZM12 214H16L15 212L14 213H12ZM29 214V213H28ZM32 214V213H31ZM200 214V215H199ZM229 214L231 215L232 213L231 212H229ZM237 214V212L235 213V215ZM17 215V214H16ZM19 215H20V213H19ZM30 215V214H29ZM29 215H27V217L29 216ZM33 216H34V214H32ZM31 215V216H32ZM36 215V214H35ZM192 215V214H191ZM194 215V214H193ZM203 215H204V212H203ZM18 216V215H17ZM25 216V215H24ZM24 216H22V220L20 221L22 224H23V227H21L20 229V233H18V235H15V234H13L14 236H12L13 238H16V240H9V234H8V230H7V228L6 227H0V264H20V263H22L23 261H26L28 264H39V256L37 255L36 256V254H38V251H40V250H42L44 253H43V258H47V262H46V264H51L48 260H51L52 258H55V257H58V258H60V257H62V256H68L67 255V253L69 252H71L72 251V248L74 247H79L81 250L83 249L85 252H87L86 251V249L88 248V247H90L91 245L93 246V247H91L92 248V250L95 252V253H97L98 255H99V257H100V259H104V260H106V262H108V263H110V264H113L115 261H114V259H126L128 262H134V264H151V262H152V257H154L153 255H156L157 257H156V259L154 258V260H156V262H155V264H173V253H174V251H173V244H169V242H167V243H163L161 246H157L156 247V249L153 251V252H148V253H146V256H143L144 254H143V251L141 250V257H139V258H136L137 259V262H136V260H134V256H133V253L132 252H134V250L136 249H139L140 250V248L142 249V244L139 242L136 246L137 247H135V249L134 250H130V249H133V248H131V246H132V235H133V233H135L134 231H135V229L132 227H129V226H127V225H125L123 222H121V220L122 219H120L119 218V220L120 221H118V222H116V223H111V224H109L108 223V226H104L105 228H102V229H100V230H96V231H94V232H92L91 234H90V237L88 238V243H85V244H83V243H81V241H79L78 240V238H79V235H80V233H81V231H82V229L84 228V223H82V224H79L77 227H72V228H68V229H62L61 231H59L58 232V234H56V237L54 236V235H52L51 233H53V232H51V233H48V232H46L48 229H46L47 227H46V222H44V221H42L41 219H40V221L39 222H36V220H35V218L37 217H35L34 219H33V217L32 218H27L26 220L25 219H23V217ZM196 216V215H195ZM207 216H209V214L207 215V213H206V217ZM231 216H234L233 214L231 215ZM239 216V215H238ZM10 217V216H9ZM12 217V216H11ZM10 217V218H11ZM14 217V216H13ZM16 217V216H15ZM203 217H205V216H203ZM216 217V216H215ZM20 218H18V220L20 219ZM108 218H110V217H108ZM197 218V217H196ZM236 218V217H235ZM9 219V218H8ZM98 219V218H97ZM107 219V218H106ZM112 219V218H111ZM15 220H17V219H15ZM38 220H39V218H38ZM201 220V218L199 219V221ZM215 220H216V218H215ZM42 221V222H41ZM101 221V220H100ZM103 221V220H102ZM110 221V220H109ZM125 222H126V220H124ZM195 222H197L196 220H194ZM1 222V223H2ZM19 222V221H18ZM127 222H129V221H127ZM8 223V222H7ZM13 223V222H12ZM9 225H10V223H8V227H9ZM104 225V224H103ZM102 226V225H101ZM13 227V226H12ZM103 227V226H102ZM135 228H137V227H135ZM15 229L17 230V228L15 227ZM138 229V228H137ZM136 229V231L139 233V235L141 234V230L140 229H138L137 230ZM4 230H6V232H3ZM16 230H14V231H16ZM12 230H10L9 231V233L11 232ZM13 231V232H14ZM86 231V230H85ZM50 232V231H49ZM136 232V233H137ZM146 232V231H145ZM12 234H10V236L12 235ZM40 234H44V236L43 237H40ZM147 234V233H146ZM84 235V234H83ZM138 235V234H137ZM148 235V234H147ZM42 236V235H41ZM135 236V235H134ZM143 236V235H142ZM158 236H160V235H158ZM11 237V238H12ZM136 237V236H135ZM143 238V237H142ZM160 241L162 240L161 238V236L160 237H157ZM80 239V238H79ZM156 239V238H155ZM54 240H57V242H59V245L57 246V247H52L51 246V243H53V241ZM143 240V239H142ZM142 240H140V241H142ZM144 242V241H143ZM135 243V242H134ZM147 243V242H146ZM55 246V245H54ZM37 247V248H36ZM175 247V246H174ZM90 249V248H89ZM89 249H87V250H89ZM32 250H34V251H32ZM135 250V251H136ZM90 251V250H89ZM138 251V250H137ZM64 254V255H63ZM174 254H176V253H174ZM10 255H11V257H10ZM135 255H136V253H135ZM140 256V255H139ZM176 256V255H175ZM179 257V256H178ZM177 257V258H178ZM176 258V260H179V259H177ZM41 259V258H40ZM74 259V258H73ZM181 260V259H180ZM75 261H73V263H74ZM181 262V261H180ZM72 263V264H73ZM77 263V262H76ZM79 264V263H78ZM87 264V263H86ZM177 264H180V263H177ZM181 264H182V262H181Z\"/></svg>", "mask_w": 264, "mask_h": 264}]
</instances>
